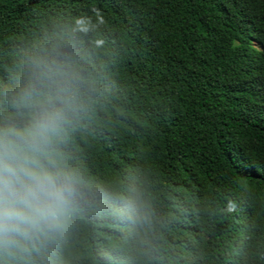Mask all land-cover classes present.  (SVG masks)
<instances>
[{
  "label": "trees",
  "instance_id": "1",
  "mask_svg": "<svg viewBox=\"0 0 264 264\" xmlns=\"http://www.w3.org/2000/svg\"><path fill=\"white\" fill-rule=\"evenodd\" d=\"M30 84L82 195L0 264H264V0H0V123Z\"/></svg>",
  "mask_w": 264,
  "mask_h": 264
},
{
  "label": "clouds",
  "instance_id": "2",
  "mask_svg": "<svg viewBox=\"0 0 264 264\" xmlns=\"http://www.w3.org/2000/svg\"><path fill=\"white\" fill-rule=\"evenodd\" d=\"M40 96L30 84L14 105L27 114L0 123V250L8 252H29L38 241L65 232L82 195V177L57 151L70 110L56 103L59 93ZM131 212L134 223L146 218L135 205Z\"/></svg>",
  "mask_w": 264,
  "mask_h": 264
}]
</instances>
